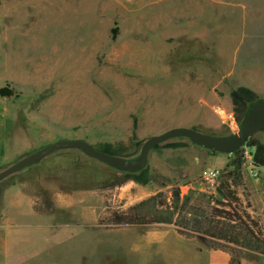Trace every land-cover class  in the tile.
<instances>
[{
	"label": "rangeland",
	"instance_id": "rangeland-1",
	"mask_svg": "<svg viewBox=\"0 0 264 264\" xmlns=\"http://www.w3.org/2000/svg\"><path fill=\"white\" fill-rule=\"evenodd\" d=\"M156 2L161 4L156 6ZM177 2L181 0H0V88L10 84L17 93L13 98L0 97V151L7 142L16 147L2 131L7 115L12 128L34 134L30 143L37 142L38 150L60 140L81 139L94 148L112 144L129 159L137 158L150 138L176 127L215 136L232 133L230 123L239 122L234 111L232 117L225 113V97L214 102L213 97H206L207 89L187 86L196 83L190 64L193 55L186 51L176 63L177 57L168 49L170 36L167 42L161 41L171 29L163 32L161 24L155 25L156 18L170 24L172 19L186 23V17L192 16L186 6L183 10L173 8ZM223 2L247 7L246 12L237 11L243 17V37L246 30L264 29V0ZM144 4L147 7H142ZM113 29L119 30L116 40H112ZM246 38L243 48L249 42ZM256 41L260 40L256 37ZM184 46L194 48L191 43ZM154 48L170 53L145 51ZM172 76L185 87H172ZM177 91L182 93L183 103L172 100L180 96ZM257 136L264 141V134ZM174 142L186 146L151 151L147 165L152 181L148 185L127 182L122 187L104 188L124 176L79 149L59 151L27 168L39 171L33 181L42 186L39 197L44 208L66 223L78 221L82 214L84 225L99 230L81 232V264H205L201 254L207 247L180 235L173 225L102 224L112 213L127 211L150 197L164 194L171 198L177 188L183 198L199 194L217 197L216 188H208L202 175L217 169L221 181L226 167H221L223 154L218 152V168L210 163L213 150L207 151L187 138L165 143ZM228 155L227 163H231L233 156ZM14 179L1 182L0 192ZM236 190L243 200L249 196V213L260 220L245 177L244 186ZM59 195L66 208H55L54 199ZM152 229H175L186 240L197 241L198 246L140 243Z\"/></svg>",
	"mask_w": 264,
	"mask_h": 264
},
{
	"label": "crops",
	"instance_id": "crops-1",
	"mask_svg": "<svg viewBox=\"0 0 264 264\" xmlns=\"http://www.w3.org/2000/svg\"><path fill=\"white\" fill-rule=\"evenodd\" d=\"M217 2L220 6L216 5ZM159 4L161 3L156 2V6ZM175 6L180 7L181 10L186 6V11L192 13V16L186 17V23L172 19L169 24L164 18H156L155 25L161 24L163 32L171 29L161 41L167 42V37L170 36L171 45L168 49L170 48L171 55L177 57L176 63L186 51L189 55H193L190 64L196 73V83L187 86L207 89L206 97H213L214 102L225 97V113L233 114L231 93L238 88L250 89L260 99H264V29L260 28L259 32L246 30L247 34L243 37V17L239 16L237 11L241 9L246 12L247 7L242 5L240 8L234 4L224 3L223 0H181L172 5L173 8ZM142 7H147V4ZM244 18L247 19L246 15ZM185 24H188V27H184ZM244 27L247 29V25ZM256 37L260 41L257 42ZM245 38L249 42L243 48ZM186 43H191L194 48L189 50L184 46ZM168 49L165 50L166 54L170 53ZM145 51H154L157 54L165 52L156 48ZM171 80L172 87L178 89L185 87L182 83H176L174 76ZM178 92L177 94H180ZM181 94L178 98L175 95L172 100L183 103ZM8 120H10L9 115L1 125L2 131L7 133L10 142L15 141L13 144L16 147H11L8 142L7 146L3 145L0 151V170L10 165L12 161L37 151L39 145L35 141L30 143L32 141L30 137L34 134L27 130L12 128ZM219 153L223 154L220 155L223 156L221 166L223 167L227 165L229 155ZM219 153L214 151L209 156L210 163L215 167H218L216 160ZM38 173L37 169L23 170L7 179L16 180L14 179L15 181L6 185L0 192V264H81V232L94 227L82 223V214H79L78 221L75 219L72 223H66L57 219L54 211L44 208L39 197L43 192L42 186L33 181ZM243 173L255 213L264 225V167L256 166L254 175L244 167ZM46 190H49V187ZM54 201L56 209L67 206L61 205L60 195ZM74 215H77L76 211ZM93 231L99 230L95 227ZM78 236L80 241H77ZM142 237L143 241L140 243L145 242L149 246L159 244L161 247H166L168 244H176L192 249L198 246L197 241L186 240L175 229H152ZM114 244L113 241V248ZM201 255L205 259V264H230V256L222 251L206 248ZM242 264H264V259H245Z\"/></svg>",
	"mask_w": 264,
	"mask_h": 264
},
{
	"label": "trees",
	"instance_id": "trees-1",
	"mask_svg": "<svg viewBox=\"0 0 264 264\" xmlns=\"http://www.w3.org/2000/svg\"><path fill=\"white\" fill-rule=\"evenodd\" d=\"M118 32V29L112 30V40H116ZM16 96L17 93L10 84L0 88V97L13 98ZM231 99L239 125L245 118L250 105L261 100L247 88L234 90L231 93ZM192 130L200 132L196 129ZM257 135L248 140L246 147L252 150L255 165L264 167V141ZM185 146L186 143L174 142L158 145L155 149L161 147L177 149ZM94 149L111 156L126 158L121 154L120 148L109 143ZM232 156L233 161L227 163L222 172V179L216 187L217 197L199 194L196 198L193 196L183 198L181 190L177 188L172 192L171 198L164 194L150 197L127 211L112 213L108 220L102 221V224L108 227L110 225L114 227L173 225L180 235L188 239H197L208 249L227 253L230 256V264H242L245 259H264V226L259 219L249 213L251 209L249 196L245 195L243 200L236 190L244 186L245 160L242 149L235 151ZM119 173L124 178L105 185L104 188L122 187L127 182L148 185L152 181L148 165L139 172L119 171Z\"/></svg>",
	"mask_w": 264,
	"mask_h": 264
},
{
	"label": "water",
	"instance_id": "water-1",
	"mask_svg": "<svg viewBox=\"0 0 264 264\" xmlns=\"http://www.w3.org/2000/svg\"><path fill=\"white\" fill-rule=\"evenodd\" d=\"M264 134V99L250 105L237 133L228 136H212L185 127H176L150 138L142 147L139 157L135 159L120 158L102 153L81 139L60 140L30 155L22 157L13 165L0 170V183L22 172L49 156L63 150L79 149L85 155L94 158L119 171L135 173L146 168L150 153L156 146L173 138H188L191 142L208 150L233 154L246 146L248 140L258 133Z\"/></svg>",
	"mask_w": 264,
	"mask_h": 264
},
{
	"label": "built area",
	"instance_id": "built-area-1",
	"mask_svg": "<svg viewBox=\"0 0 264 264\" xmlns=\"http://www.w3.org/2000/svg\"><path fill=\"white\" fill-rule=\"evenodd\" d=\"M230 117H232V114H230ZM239 128L240 125H232V123H230V131L232 132V134L237 133ZM242 154L245 160L244 166L250 170L252 175H254L256 165L254 163L252 150L245 146L244 148H242ZM219 176L220 172L217 169H208L204 171L202 175V181L208 188H216L219 183Z\"/></svg>",
	"mask_w": 264,
	"mask_h": 264
},
{
	"label": "bare ground",
	"instance_id": "bare-ground-1",
	"mask_svg": "<svg viewBox=\"0 0 264 264\" xmlns=\"http://www.w3.org/2000/svg\"><path fill=\"white\" fill-rule=\"evenodd\" d=\"M60 13H61V12H60ZM60 13H59V14H60Z\"/></svg>",
	"mask_w": 264,
	"mask_h": 264
}]
</instances>
